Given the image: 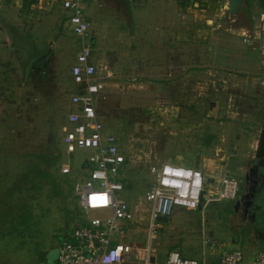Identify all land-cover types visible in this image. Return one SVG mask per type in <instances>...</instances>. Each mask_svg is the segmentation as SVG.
I'll return each instance as SVG.
<instances>
[{"label":"rangeland","instance_id":"rangeland-1","mask_svg":"<svg viewBox=\"0 0 264 264\" xmlns=\"http://www.w3.org/2000/svg\"><path fill=\"white\" fill-rule=\"evenodd\" d=\"M128 2L131 26L108 1L82 0V5L92 22L90 33L99 38L93 61L108 88L99 116L128 157L120 174L126 186L117 194L134 209L135 218L124 226L123 240L144 246L154 165L222 163L243 192L245 175L261 160L264 59L244 43V29L236 28L246 19L230 17L226 0L212 9L204 0ZM170 6L181 32L174 31L169 41L180 36L184 49L175 53L184 59L180 68L149 75L136 38L144 35L135 28L136 14L155 16L157 40L150 33L144 42L161 55L160 45L169 43L163 24L170 21ZM69 14L65 0L0 4V264H48L57 258L58 243L80 213L77 186L93 168L84 166L92 150L69 152L62 142L69 98L77 89L69 71L81 49ZM233 203L209 204L204 221L198 210L175 207L154 240L157 257L173 249L201 263L203 228L215 242L216 255L238 248L247 256L258 248L250 231L264 240V218L255 225L256 216L263 215L252 214V229L242 213L235 214ZM237 238L240 243H233ZM204 250L210 261V244ZM131 262L138 260L128 256L125 264Z\"/></svg>","mask_w":264,"mask_h":264},{"label":"built area","instance_id":"built-area-1","mask_svg":"<svg viewBox=\"0 0 264 264\" xmlns=\"http://www.w3.org/2000/svg\"><path fill=\"white\" fill-rule=\"evenodd\" d=\"M65 4L70 9L68 23L81 39V49L70 69L77 90L70 96L62 142L69 152L77 148L92 150L85 163L93 168L77 186L81 215L64 232L58 256L48 264H125L128 256H134L138 262L127 264H157L154 240L163 226L158 216L170 217L175 207L204 212L213 202L235 200L240 192L239 181L222 163L212 166L204 163L196 168L171 161L154 165L151 169L154 181L146 194L150 205L147 243L143 246L121 239L126 235L124 226L135 218L134 209L117 194L126 186L120 174L128 157L119 138L106 131L99 116V106L107 98V84L93 61L91 23L82 0H65ZM242 36L245 44L260 52L263 61L264 20L250 30L244 29ZM165 264H264V248L250 262L239 249L224 250L217 261H207L203 256L201 263L171 250Z\"/></svg>","mask_w":264,"mask_h":264},{"label":"crops","instance_id":"crops-1","mask_svg":"<svg viewBox=\"0 0 264 264\" xmlns=\"http://www.w3.org/2000/svg\"><path fill=\"white\" fill-rule=\"evenodd\" d=\"M204 1L207 3V5H205L206 8L207 9H212L213 7H215L216 2L219 1V0H204ZM226 3L228 4V0H226ZM195 6L197 7L196 8L197 10L202 11V12H205V9L200 8V4L196 3ZM168 9H169V11L167 13V18L170 21L167 20V22H166V20H164V24H163L164 36H163V38L164 37H167V39L169 41L170 40V35L175 34V32L180 33L181 32V28H179L177 26V24H174L173 21H172V17H173L172 15H173V13L171 12V10H172L171 6ZM225 9H226V7H225ZM186 12L188 13V12H190V10L187 8ZM139 13H140V11L137 12V14H136L137 15V18H139V20L137 19L135 21V25H136L135 28L137 27V30L140 32V34L144 33V35L141 36L139 34L140 36H136V38H138L139 41L141 42L140 51L142 50L143 64H145L147 66V71H146L147 74L159 76L161 74H165L167 72L173 71V68H180L181 65L178 64V62L179 61H182L184 58L182 59V55H180L178 53H175V51H178V50L181 51V50L184 49L181 46V44H179L180 43L179 41L181 39L180 36H179V38H178V36L175 37V40L169 41V43H167V44L166 43H162L160 45L162 47V49H163V53L161 55H159L158 53H155L153 51L154 50L153 47L152 46H149V44H146L144 42V40L146 39L147 35L150 34V33L152 34V36H154L155 40H157V38H156L157 37V34L155 32L156 31V28H155V22H154V17L155 16L152 15V17L149 16V17L146 18L145 16L144 17L143 16H139ZM181 14H183V13H181ZM242 15H244V19H246V21L243 22V24H239V26L236 28L237 31H240L241 33H242L243 29H247V27L250 26V25H251V29H252L256 25L261 24V21L264 20V0H246V4H243V6L240 8L239 13L237 14L236 17H240ZM132 16H133V14H132ZM204 16L205 15H203L202 17H204ZM184 17L185 16L182 15V18H184ZM86 18L91 23V27H92V22L89 20V17L87 15H86ZM152 19H153V21H152ZM186 28H188V26ZM177 29H179V31H176ZM150 30H152V32H150ZM91 37H92V44L93 45L96 44V42L99 39V38H97L98 35H95V34H92L91 33ZM145 41L148 42L149 40H145ZM93 52H94V50H93ZM77 58H78V56H76V58H75V60H74V62L72 64H74L77 61ZM175 63L178 64V65L176 66ZM162 72H164V73H162ZM69 74H70V71H69ZM103 77H104V80H105V76H103ZM106 84H107V82H106ZM106 91H107V94H108V88L107 87H106ZM107 97H108V95H107ZM69 103H70V98H69ZM184 209L185 210H188L190 212H193V210H189V209H186V208H184ZM198 211H200V210H198ZM205 211H206V209H205ZM205 211L204 212L200 211L201 214H202V220L204 219ZM239 212H237L236 215H238ZM240 213H242V212H240ZM251 213H252V211H251ZM251 219L252 218L249 215L247 218H245V221H248L250 223V226L253 229L254 228V224H252L250 222ZM260 220H261V218H259L258 220L255 218V225L256 224L260 225V223H261ZM203 221H202V224H203ZM169 222H170V217H169ZM168 223L163 222L162 228L165 226V224H168ZM147 232H148V230H147ZM252 233L253 232L250 231L249 237L254 238L252 241L256 244V246H258V248H256L251 253H248L247 256L244 254L245 255V260L247 262H250L253 259V257L255 256V254L260 249L264 248V240L260 239L259 237L258 238H255L254 236H256V233H254V235ZM147 235H148V233H147ZM124 236H126V235H124ZM124 236H122V238H121L122 240H123ZM232 242L233 243H236V244H239L240 243V240H239V238H237V240L234 239ZM209 244H210V249L212 250L211 251V254L212 255L210 256L209 259H210V261H217L218 258H219V255H216L215 254V249L213 248L215 246V242H214V240H211L210 238H208L206 236V234L204 233V228H203V233H202L203 256H206L204 249H205L206 245H209ZM58 246H59V243H58ZM235 249H238V248H235ZM239 250H241V249H239ZM157 253H156V257H155V260H156L157 264H165V260H166V257H167V253L164 256V258L157 257ZM184 257H187V256H184ZM43 259H44V257H43ZM55 260H56V257H55Z\"/></svg>","mask_w":264,"mask_h":264},{"label":"flooded vegetation","instance_id":"flooded-vegetation-1","mask_svg":"<svg viewBox=\"0 0 264 264\" xmlns=\"http://www.w3.org/2000/svg\"><path fill=\"white\" fill-rule=\"evenodd\" d=\"M262 140V151L258 154L261 160L256 166L251 165L249 173L244 177V190L241 192L240 186L239 195L233 203L235 214L240 211L244 218L255 212L262 213L263 217L258 216L257 220L264 218V132Z\"/></svg>","mask_w":264,"mask_h":264},{"label":"water","instance_id":"water-1","mask_svg":"<svg viewBox=\"0 0 264 264\" xmlns=\"http://www.w3.org/2000/svg\"><path fill=\"white\" fill-rule=\"evenodd\" d=\"M110 2L115 8L120 10L121 14L127 19L130 25H132V12L127 0H104ZM246 4V0H228L227 8L231 16H235L239 13L240 8ZM251 29V25L247 27ZM262 145V144H261ZM159 221L168 223L169 216H158Z\"/></svg>","mask_w":264,"mask_h":264},{"label":"trees","instance_id":"trees-1","mask_svg":"<svg viewBox=\"0 0 264 264\" xmlns=\"http://www.w3.org/2000/svg\"><path fill=\"white\" fill-rule=\"evenodd\" d=\"M8 2V1H11V0H3L2 2ZM34 1V0H33ZM127 2H128V0H127ZM32 3V2H31ZM128 4H129V2H128ZM130 6V5H129ZM77 90V89H76ZM84 166H86V163H84ZM78 205H79V202H78ZM80 208V207H79ZM79 215H78V217L76 218V219H78L79 217H80V215H81V211H80V209H79ZM75 217V216H74ZM67 230H69V228L68 229H66L65 230V234H66V232H67Z\"/></svg>","mask_w":264,"mask_h":264}]
</instances>
